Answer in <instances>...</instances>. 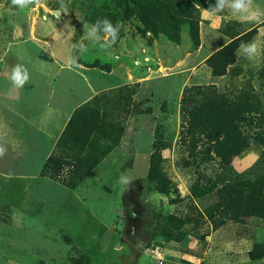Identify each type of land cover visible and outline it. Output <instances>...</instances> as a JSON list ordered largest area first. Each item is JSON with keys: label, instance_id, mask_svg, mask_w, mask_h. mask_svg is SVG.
Segmentation results:
<instances>
[{"label": "rangeland", "instance_id": "rangeland-1", "mask_svg": "<svg viewBox=\"0 0 264 264\" xmlns=\"http://www.w3.org/2000/svg\"><path fill=\"white\" fill-rule=\"evenodd\" d=\"M131 1L62 0V7L61 0H42L39 7L18 11L11 0H0V145L7 148L0 158V264H264L262 255L254 261L247 257L253 244L258 245L254 253H264V217L245 215L248 201L230 205L218 191L190 195L196 172L209 175L216 164L196 166L178 137L182 90L196 85L213 86L240 112L255 95L263 115H253L252 132L263 133L264 88L258 78L263 55L247 61L236 50L234 63L216 78L205 60L231 40L222 30L241 36L255 29L252 40L264 37V26L240 22L227 12L217 20L199 10L194 48L186 25L178 28L177 41L162 33L152 36ZM255 3L264 7V0ZM104 18L123 24L117 42L101 50L104 41H81L83 23ZM78 41L87 52L72 47ZM71 56L97 67L69 68ZM17 64L30 76L22 89L10 82ZM122 85L134 87L132 105L106 109L113 125L109 137L95 156L83 157L77 165L87 174L73 189L60 182L70 179L69 169L58 181L41 176L72 111ZM238 125L244 132V122ZM156 127L165 145L160 169L181 198L177 204L169 203L173 194L147 186ZM205 138L199 136L203 142ZM261 148L250 145L233 157V170L247 169ZM122 174L129 185L118 183ZM167 214L189 219L179 242L159 234Z\"/></svg>", "mask_w": 264, "mask_h": 264}, {"label": "trees", "instance_id": "trees-1", "mask_svg": "<svg viewBox=\"0 0 264 264\" xmlns=\"http://www.w3.org/2000/svg\"><path fill=\"white\" fill-rule=\"evenodd\" d=\"M215 0L203 3L202 0H135L136 15L141 23L150 31L152 36L164 34L169 40L177 41L178 28L186 25L187 34L192 47L198 46V12L214 5ZM199 4L200 7L196 5ZM264 26V25H263ZM228 29V28H227ZM227 29L222 30L230 41L205 60L212 77H221L227 66L234 63L235 51L242 42L250 41L255 29L241 36H231ZM79 61V60H78ZM83 67L95 68V64H83ZM105 72L107 68L99 67ZM258 78L264 88V55ZM129 85L118 86L102 91L90 98L84 104L76 107L63 129L61 130L54 147L44 160L39 174L51 180L58 181L60 174L66 168L71 172L70 179L62 184L73 189L87 174L78 169L77 165L83 157H93L99 151L100 142L106 140L112 123L107 121L108 112L127 110L132 104L131 97L135 92ZM251 104L241 112L233 110L230 102L223 100L213 86L184 87L179 99V130L178 137L182 146L189 150V157H193L196 166L213 162L209 175L196 172L193 183L188 187L190 195L206 196L213 192H220L223 199L230 205L248 201L245 215L264 217V129L262 134L252 132L256 125L253 115L262 116V105L254 95ZM149 111V110H147ZM244 122V132H240V125ZM205 134L204 142L199 136ZM260 145L261 152L258 158L244 171L237 173L231 166V159L238 156L250 145ZM197 147L201 149L197 150ZM165 148L159 128L153 133V142L148 160L146 182L148 188L159 194L174 197L170 204L180 202L175 186L160 169L161 151ZM212 163V164H213ZM189 219L167 214L161 218L159 234L171 241L179 242L186 235L181 229ZM203 240V237L200 238ZM258 245L253 244L247 257L254 261L264 253H254ZM264 248V247H263ZM38 264H43L39 262Z\"/></svg>", "mask_w": 264, "mask_h": 264}, {"label": "clouds", "instance_id": "clouds-1", "mask_svg": "<svg viewBox=\"0 0 264 264\" xmlns=\"http://www.w3.org/2000/svg\"><path fill=\"white\" fill-rule=\"evenodd\" d=\"M41 3L42 0H11L12 7L18 11L28 9L29 6L39 7ZM61 4L62 7H64L62 0ZM196 6L200 7L199 4ZM202 11L204 15L214 17L217 20H222L224 18V13L227 12L232 18L240 22L264 25V7L256 4L255 0H215L214 5L209 6L207 9L202 8ZM56 15L59 17L58 13ZM121 27H123L122 23L118 22L113 24L107 18L97 19L93 23L84 22V34L81 37V41L84 39L93 43L104 41L99 44V47L101 50H105L117 42ZM18 31L22 34V29L18 28ZM261 33H264V28H261ZM81 41H78L76 44L72 45V47L82 54L87 52L88 48ZM237 53L241 58L247 61L256 60L258 57L264 55V37L258 36L250 41L242 42L238 46ZM67 65L69 68L83 67V65L78 63L77 56L69 57L67 59ZM29 79V72L23 65L17 64L11 69L10 82L13 87L22 89ZM6 152L7 148L4 145H0V158H2ZM118 183L129 185L131 180L122 174ZM8 264H15V261L10 260Z\"/></svg>", "mask_w": 264, "mask_h": 264}]
</instances>
